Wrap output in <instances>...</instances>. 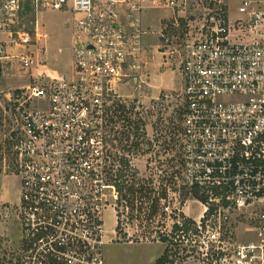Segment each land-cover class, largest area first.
Returning <instances> with one entry per match:
<instances>
[{
	"label": "built area",
	"instance_id": "1",
	"mask_svg": "<svg viewBox=\"0 0 264 264\" xmlns=\"http://www.w3.org/2000/svg\"><path fill=\"white\" fill-rule=\"evenodd\" d=\"M187 1L31 0L78 16L73 71L52 77L42 72L45 60L25 52L47 39L38 23L34 35L16 30L24 0H0V63L17 59L37 71L13 101L19 264H105V213L113 210L118 226L123 161L126 184L134 179V137L122 139L119 120L133 118L123 124L128 132L144 119L139 106L132 118L121 111L130 88L149 85L143 19L153 10L180 13ZM238 13L189 43L178 65L183 182L198 213L168 194L160 199L164 220L146 237L163 246L154 264H264V0L243 1ZM241 217L258 239L233 245Z\"/></svg>",
	"mask_w": 264,
	"mask_h": 264
},
{
	"label": "rangeland",
	"instance_id": "2",
	"mask_svg": "<svg viewBox=\"0 0 264 264\" xmlns=\"http://www.w3.org/2000/svg\"><path fill=\"white\" fill-rule=\"evenodd\" d=\"M243 1L246 0H188L180 13L153 10L145 14L143 22L150 33L145 42L146 60L150 63L145 82L147 81L149 85L130 88L127 93L131 97L123 99L128 105H123L125 107L122 108L125 109L121 111L123 116L132 118L134 109L139 106L143 113L144 119L139 125L145 135L138 138V141L135 139L139 148L132 150L135 161L132 173L134 179L131 181L138 190L143 187L147 191V198L138 196L134 202L130 199L133 205H127L124 199L121 201L118 237L112 233L117 228L114 211L109 209L105 213L107 230L105 264L156 262L163 252V246L146 241V237L155 236L161 226L160 222L164 220L159 209L155 217L150 216L151 205L164 192L173 198L175 206L181 203L186 213L193 207L192 215H197V206H193L195 202L183 182L184 87L178 65L186 46L201 34H205L216 20L221 18L231 22L238 20L240 17L238 8ZM26 4L27 1L24 0L16 30L34 35L38 20L39 33L47 35V39H42L37 47L25 52L30 54L32 51L39 55L40 59L45 60L47 68L42 72L46 75L52 77L70 75L73 71L74 20L78 16L71 12L36 9L31 2L34 9L33 17V12L26 10ZM160 34L168 38L169 42L165 43ZM162 53L167 55L164 56ZM21 66L17 59H12L9 64L0 63V77L4 82L0 90V198H4L6 202L0 203V264H19L20 261L19 229L14 212L19 198L20 182L12 154L13 134L19 129L20 115L13 101L17 93L25 92L34 84L32 71L23 70ZM35 69L33 68V71ZM8 80L12 81L7 82ZM159 91L162 93L159 94ZM139 118L137 116L136 122ZM131 121L119 120L122 139L127 132L124 131L123 124ZM251 227L247 219L237 218L236 225L231 229L233 240L231 244L249 243L258 239L256 233L251 231Z\"/></svg>",
	"mask_w": 264,
	"mask_h": 264
},
{
	"label": "trees",
	"instance_id": "3",
	"mask_svg": "<svg viewBox=\"0 0 264 264\" xmlns=\"http://www.w3.org/2000/svg\"><path fill=\"white\" fill-rule=\"evenodd\" d=\"M26 1H27L26 10L28 12H31V13L33 12L32 15L34 17V9L31 6V2H30V0H26ZM33 20H34V18H33ZM141 120L142 119L139 118V121L136 122L135 124L130 123V127H132V128L130 129V131L126 132V134L124 133L123 138L126 139L127 141H129L131 137H134V143H132L130 149H136L137 150L139 148V145L135 141V139L138 141V138L145 135L144 132L142 131V129L140 128V125H139ZM141 124H142V122H141ZM140 131L142 132V134ZM122 144H124V140H122ZM127 166H128V163L123 161L122 162L123 170H122V173L120 176V183L118 184V190H119L121 199L122 200L124 199L125 203L127 205H130V204L133 205V203H131L130 199L132 200V202H134L137 200L138 196L140 198H147L146 197L147 191L143 187H140V189L138 190L136 188V186L133 184V182L131 185L126 184L128 179L126 178L127 175H126L124 170L127 169ZM166 197H167V194H166V192H164L162 195H159L158 199L155 200V202H153V205H151L152 210L150 212L151 217H155L158 214V209L160 210V199H165ZM117 228H118V226H117Z\"/></svg>",
	"mask_w": 264,
	"mask_h": 264
},
{
	"label": "crops",
	"instance_id": "4",
	"mask_svg": "<svg viewBox=\"0 0 264 264\" xmlns=\"http://www.w3.org/2000/svg\"><path fill=\"white\" fill-rule=\"evenodd\" d=\"M37 23H38V20H37ZM38 29H39V24H38ZM32 76H36V73H37V71L36 70H34V71H32ZM3 79H1V77H0V90L3 88V86H4V82L2 81ZM6 80V79H5ZM10 81H12V80H10ZM9 80L7 81V82H10ZM156 87V86H155ZM153 88V87H152ZM171 87L169 86V89H170ZM171 90V89H170ZM158 93V92H157ZM160 93H162L161 91H159V94ZM19 191H20V186H19ZM0 203H6L5 201H4V198H0ZM116 226H117V222H116Z\"/></svg>",
	"mask_w": 264,
	"mask_h": 264
}]
</instances>
